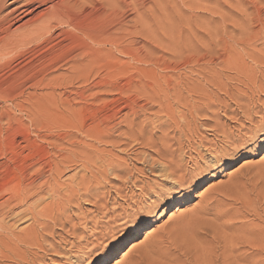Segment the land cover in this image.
<instances>
[{
    "label": "rangeland",
    "instance_id": "obj_1",
    "mask_svg": "<svg viewBox=\"0 0 264 264\" xmlns=\"http://www.w3.org/2000/svg\"><path fill=\"white\" fill-rule=\"evenodd\" d=\"M200 1L209 7L220 8L219 10L224 14H211L210 12L207 14L205 11H203L205 14H202L203 12H198V10L194 13L189 12L186 15L191 17V25L193 26V22H196V27L205 31L207 26L204 28V23L209 22L212 32L216 30L221 32L223 28L225 32L223 44L211 42V45L219 51L227 46L229 49L226 53H230L227 58L238 57L237 60L241 59L243 65L247 66L246 71L241 73L233 69H222L216 61L213 64L208 63V69L214 70L215 68L222 72L219 79L226 84L239 85L238 90H235L236 86H232L230 91L231 95L236 94L238 97L236 95L234 98L229 97V94L222 92L224 91L222 89L220 91L219 87L206 84L201 75L204 73L198 74L199 70L192 64L187 65L182 61L177 65L174 63L177 66L175 72L164 68V61L169 63L172 60H167V56H158L159 63L156 58L158 54L155 53L153 58L147 57V60L153 59L151 63L142 62L134 66L156 68L158 72L156 74L159 75L165 73L171 75L178 71L182 74L187 73L188 76L192 75L191 87L186 88L183 95L191 99L195 94L192 97L194 103L191 100V104L187 107L197 112L198 115L194 113L187 120L180 118L181 120H178L183 123L186 121L187 124L180 123L181 125H177L178 128L172 124L168 129L170 126L165 123L168 118L163 116L164 112L160 111L158 103L150 102L138 91L127 90L128 76H124L117 83L119 88H126V93L120 95L118 90L105 93L101 88L94 86L95 81H92L87 86L90 89L95 88L85 92V100L74 95V92L81 87V82L67 78L65 83L71 82L73 85L70 83L66 85V89H59L58 92H64L65 97L69 96L71 99L75 96L77 99L73 101L77 102V107H91L90 105L93 108L105 107L106 102L115 96L123 100L130 97L137 99L140 105L148 108L144 116L138 119L140 125H137V128L141 125L145 126L147 137L149 131H155L153 139L156 141L154 144L146 142L141 145L135 144L133 139H127L125 135L120 136L121 140H119L120 137L117 139L119 132L117 134L114 132V138L109 140V143H105L94 141L83 132H76L79 138L74 136V139L93 141L92 143L98 148L94 156L95 162L98 160L96 163L98 165H95L97 169L85 171L72 165L62 175L59 184L67 189L68 185H72L71 178L75 173H86L88 176H94L92 183L93 180L95 183H91L90 186L93 193L90 195L84 189V192H79L83 194V197L74 199L71 203L63 197L57 200L60 211L66 212H63L62 218L54 221L55 224L51 221L53 223L51 229L42 231L41 246H30V253H27L25 261H20L21 264H84L85 260L87 264H264V136L261 135L264 131V90L262 91L259 87L262 85L264 88V81H262L264 80V63L262 65L257 63L253 56L264 55V39H258L260 23L264 25V0H243L245 3L242 0L243 3L238 0ZM46 6L45 4L39 5L32 15L13 24L11 29H15L29 17L44 10ZM8 7L5 12L12 5ZM131 12L129 10L126 13L128 19L132 16ZM197 13L201 15V19L196 18ZM221 17H224L223 20ZM180 20L182 29L189 30V22L183 16ZM201 22L203 24H200ZM214 22L215 25L217 22L220 27L215 26ZM88 23V19H81L78 27L72 29L75 33L72 37L82 36ZM63 28L69 30L68 26H63ZM223 32L221 34H224ZM58 33L60 30H57L48 41L40 40L41 42L33 41L27 44L25 50L13 60L11 68L16 69L24 65L41 68L42 62L38 59L46 53L45 51L56 50L66 45L70 39ZM230 44L234 51L230 48ZM237 53L239 55H234ZM161 54L162 52L159 53ZM64 62L50 66L51 68L48 67L46 73H50L51 76L66 73L69 75V65L66 66ZM129 72L136 73V70L129 68L127 74H131ZM142 76L146 78L140 76V79L151 80L145 74ZM137 78L139 77L134 78L133 81ZM235 78H240L241 81ZM194 83L205 84L204 92L207 93L208 90L210 93L206 96V93L198 95L194 91L189 92L188 89L192 88ZM43 91L47 90H38L39 93ZM248 91H251L250 95ZM211 92L213 95L208 96L212 94ZM224 96L227 101L221 103L225 100ZM212 97L217 101L214 102ZM170 100L174 103L172 105L178 108L177 111H188L187 107L179 104L174 97ZM108 105L110 106V103ZM225 106L228 107L225 108ZM210 107L213 110H210ZM86 109L84 108L82 112V115H85H81L78 119L81 123L85 120V123L89 125L90 121L86 122V119L90 112ZM159 114L162 116L160 117ZM122 118L123 116L116 119L115 123L122 121ZM122 124L125 125V122ZM121 129L125 131L126 127L123 126ZM164 129L169 131V138H165L167 140L163 136ZM124 142L128 143L124 144ZM104 166L107 170L100 173L99 170H103ZM228 187L230 189H227ZM177 191L187 193L171 205L165 204L169 193ZM207 208L212 210L208 211ZM55 211L60 212L57 207ZM27 223L25 221L14 225L13 229L19 231ZM134 237L136 238L132 240L133 242L127 243L130 238ZM114 252L117 253L115 258L107 260ZM12 263L5 261L1 264Z\"/></svg>",
    "mask_w": 264,
    "mask_h": 264
},
{
    "label": "bare ground",
    "instance_id": "obj_2",
    "mask_svg": "<svg viewBox=\"0 0 264 264\" xmlns=\"http://www.w3.org/2000/svg\"><path fill=\"white\" fill-rule=\"evenodd\" d=\"M41 4L47 5L44 10L29 17L15 29H11L13 24L32 15ZM11 5L12 7L5 12L9 8L8 6ZM219 9L209 7L200 0H0V158L2 159L0 162V264L5 261L13 262L12 264H21L20 261H25L27 253H30V246H41L42 231L51 229L54 221L62 218L63 212H66L64 210L60 211L61 208L57 206V200L63 197L71 203L74 199L83 197V194L79 192H84V189L92 195L93 190L91 191L90 186L93 175L75 173L71 178L72 185H68L67 189L59 184L62 175L72 165H76L85 171H92L93 168L97 169L95 165H98L96 164L98 160L95 162L94 156L98 148L92 143L93 141L87 142L86 140L78 141L76 138L74 139V136H77L76 132H83L92 140L105 143H109V140L114 138V132L116 134L119 132L117 139L125 135L127 139H133L135 144L141 145L144 142L154 144L156 141L153 139L155 131H147L149 134L147 137L145 126L141 125L137 128V125H140L138 119L148 108L145 105H140L135 98L130 97L123 100V98L115 96L106 102L105 107L97 106V108H93L92 105H90L91 107H77V102L73 100L77 99L76 97L82 100L86 99L85 92L90 89L87 86L89 82L95 81L94 86L99 87L98 89L101 88L105 93L118 90L121 95L126 93V88H119L117 83L124 76H128L127 90L131 92L133 90L138 91V93L146 96L150 102L158 103L160 111L164 112L163 116L165 115L168 118L165 122L167 126H170L168 129L171 128L172 124L178 128L177 125L183 123L180 118L187 120L189 116L194 113L197 114V112L187 107L191 104L192 97L195 94L192 95L191 99L189 96L183 95V91L189 86L191 87L190 82L192 80L190 81V79L192 75L188 76L189 74H182L179 71L171 75L168 73L159 75L156 74L158 73L156 68L134 66L142 62L149 63L153 59L147 60V57L153 58L152 56H155V53L158 54L156 56L158 62V56H167V60H172L169 63L164 61L165 64L163 65L164 68H168L170 71L177 69L174 63L177 65L180 61L187 65L192 64L197 67V70L201 71H198V74L204 73L201 74L203 75L201 77L206 84L217 86L219 90H224L220 91L226 92L229 97L233 96L234 98L236 94H230L231 87L236 86L235 90H238L239 85L226 84L222 79H219L222 72L215 68L214 70L208 69V63L212 62L213 64L216 61V64L220 65L222 69H233L241 73L244 70L246 71L247 66L243 65L241 59L238 61V57L235 59L227 58L230 54L226 53L229 49L227 46L222 47L219 51L211 45V42L223 44V38H225L223 28L221 32L220 30L212 32V27L207 22L204 23V28L207 26L205 31H202L203 29L196 27V22H193L194 25L192 26L191 17L186 15L197 10L198 12L205 11L211 14H224ZM236 9L238 10V8ZM129 10L132 11L130 13L132 16L128 19L126 13ZM205 12L202 14H205ZM182 16L189 22V30L182 29L180 20ZM200 16L197 13L196 18L198 19ZM83 18L89 20L83 34L84 37H82L83 35L72 37L75 34L72 29L77 28L78 22ZM200 24H203V22ZM260 24L258 39H264V25L263 23ZM216 25H218L217 22ZM63 26H68L69 30H66ZM200 26L202 27V25ZM57 30H60V33H58L60 36L64 35L66 39H70L66 45L56 50H46V53L38 59L42 62L41 68L37 69L29 65L16 69L11 68L13 60L25 50L27 44L33 41H48ZM222 32L224 34H221ZM69 35L71 37H68ZM235 43L237 42L235 41ZM237 44L239 45V43ZM160 52H162L161 55H159ZM238 53L234 55H239ZM68 55L69 59L67 60ZM253 56H255L257 63H261V65L264 63V55ZM64 60L66 61L64 62ZM62 62L66 66L69 65V75L66 73L51 76L50 73H46L48 67ZM129 68H134L136 73L129 72L131 74H127ZM144 74L151 80L140 79V76L146 78L142 76ZM136 77H139L137 80H140V82L133 81ZM67 78L78 80L83 85L74 92L76 97L74 96L72 99L69 96L65 97L64 92H58L59 89H66V85H70L71 82L65 83ZM235 79L241 81L240 78ZM235 79L232 80L235 81ZM245 82L247 83V81ZM247 84L251 86L249 83ZM71 85L73 84L71 83ZM259 87L262 88V91L264 90L262 85ZM94 88L91 87L90 90H94ZM41 89L47 91L39 93L38 90ZM188 91H194L198 95L205 94V84L194 83ZM242 92L244 91L242 90ZM250 92L248 91L249 95ZM207 93L210 92L207 90ZM209 95H213V93ZM171 97H174L179 104L186 106L188 111H177L178 108L172 105L174 103L171 102ZM203 97L205 96L203 95ZM208 98L210 99V97ZM225 98L226 96H224ZM192 101L194 103V100ZM213 101L216 102L217 100ZM225 101L227 100L225 99L221 103ZM212 104L214 105V103ZM213 105L211 106L213 107ZM84 108H87L86 110L90 112H87L89 116L86 119V122L90 121L89 125L85 123V120L84 123H81L78 119L81 117ZM122 116V121L115 123V120ZM178 121L180 122L178 123ZM123 122H125V125L122 124ZM123 126L126 127L125 131L121 129ZM164 130L165 132L162 131L164 132V139L169 138V131ZM77 137L79 138V136ZM119 140H121V137ZM167 153L169 152L167 151ZM106 170L107 168L104 166V169L99 171L101 173V171ZM96 178L98 177L96 176ZM93 183H95V180H93ZM227 189H230V187ZM186 193L184 191L169 193L165 204L171 205ZM47 196H49V199ZM47 200L49 201L47 202ZM56 207L60 212L55 211ZM207 210L212 209L207 208ZM25 221L28 222L27 225L20 228L19 231L13 229L14 225H19ZM135 238H130L127 243ZM116 254L114 252L107 260H112Z\"/></svg>",
    "mask_w": 264,
    "mask_h": 264
},
{
    "label": "snow or ice",
    "instance_id": "obj_3",
    "mask_svg": "<svg viewBox=\"0 0 264 264\" xmlns=\"http://www.w3.org/2000/svg\"><path fill=\"white\" fill-rule=\"evenodd\" d=\"M261 135L264 136V131L261 132ZM84 264H87L86 260H85Z\"/></svg>",
    "mask_w": 264,
    "mask_h": 264
}]
</instances>
